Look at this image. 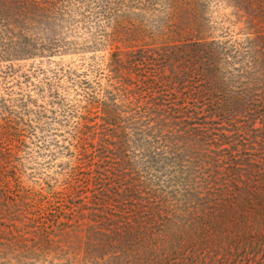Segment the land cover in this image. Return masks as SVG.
Instances as JSON below:
<instances>
[{"label": "trees", "instance_id": "1", "mask_svg": "<svg viewBox=\"0 0 264 264\" xmlns=\"http://www.w3.org/2000/svg\"><path fill=\"white\" fill-rule=\"evenodd\" d=\"M91 1L104 0H0V61L80 49L82 42L67 39L64 32L85 20ZM179 1L189 9L191 36L132 48L125 58L122 51L113 52L116 64L179 65L170 72L153 67L144 74L139 91L146 90L148 99L127 91L124 103L117 96L98 101L103 142L70 194L64 209L70 213L57 214V233L44 220L54 215L47 208L58 202L54 194L38 202L0 187L12 219L29 220L23 227L12 224L10 230L17 233L11 241H24L32 227L41 237L37 250L43 249V240L48 246L57 242L71 264L76 259L78 264H264V138L256 146L244 133L238 140L196 119L204 108L250 121L260 112L264 123V54L252 63L246 60L243 68L228 69L235 55L225 41L205 31L198 0ZM169 15L173 19V12ZM181 16L163 26L162 33L179 25ZM179 124L180 130L187 128L178 139L183 140L177 146L181 150L158 151L170 145L168 129ZM197 144L216 146L213 166L205 172L195 165L185 168L181 160ZM175 165L182 179L165 187L143 178L142 171L151 173L154 166L161 171ZM172 185L176 188L166 189Z\"/></svg>", "mask_w": 264, "mask_h": 264}, {"label": "rangeland", "instance_id": "2", "mask_svg": "<svg viewBox=\"0 0 264 264\" xmlns=\"http://www.w3.org/2000/svg\"><path fill=\"white\" fill-rule=\"evenodd\" d=\"M106 1H91L85 8V20L65 29L67 39L82 42L80 49L14 62L0 61V187L26 193L38 202L54 194L58 202L47 207L54 215L44 220L50 228H56V233L57 214L64 217L70 213L64 211L70 205V194L81 182L79 178L86 175L91 154L95 150L98 153L103 142L100 124L104 119L100 117L103 113L100 107H96L98 101H110L117 96L116 100L124 103L127 91H132V96L146 95L148 99L146 90L139 91L144 74L153 67L170 72L179 65L116 64L113 52L120 50L125 58L129 49L142 45L161 46L167 41L172 44L186 38L184 35L193 34L192 19L187 16L189 9L179 0ZM198 7L207 24L205 31L225 41L232 50L230 55H235L230 56L234 64L226 65L228 69L243 68L246 60L252 63L256 56H263L264 0H198ZM169 11L173 12V19ZM179 13L182 14L179 25L163 34V26L177 22ZM189 100L192 101V97ZM260 116L257 112L250 121L243 115L225 117L203 108L196 119L238 140L248 136L257 146L264 138ZM181 127L179 124L168 129L173 141H168L170 145L161 146L158 151L181 150L177 146L183 144V140L178 139L181 134H187V128L180 130ZM215 148L197 144L181 160L185 168L195 165L196 170L205 172L213 166L216 154L212 149ZM174 167L176 173H171ZM150 171H142V175L148 180L154 179L150 182L155 185L151 186L161 184L165 187L172 180L182 179L180 165L162 167L161 171L154 166ZM175 188L172 185L166 189ZM6 201L7 196L0 191V215H6L0 216V264H71L69 253L60 251L57 242L48 246L43 240V249L37 250L35 242L41 237L35 236L32 227L24 241H11L9 237L17 233L10 230L12 224L17 222L23 227L29 220L12 219L7 213ZM27 212L26 209L23 216ZM53 236L57 239V235ZM74 262L78 264L80 260Z\"/></svg>", "mask_w": 264, "mask_h": 264}]
</instances>
